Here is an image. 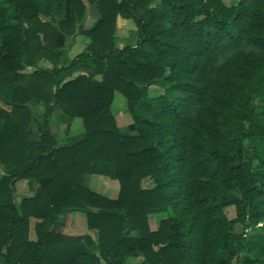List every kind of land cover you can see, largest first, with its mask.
<instances>
[{"label":"trees","instance_id":"1","mask_svg":"<svg viewBox=\"0 0 264 264\" xmlns=\"http://www.w3.org/2000/svg\"><path fill=\"white\" fill-rule=\"evenodd\" d=\"M119 16L135 43L119 47ZM81 33L89 45L61 65ZM0 101V264H264V0H0ZM57 114L84 130L61 141ZM22 179L39 185L16 202ZM75 214L86 226L68 233Z\"/></svg>","mask_w":264,"mask_h":264},{"label":"rangeland","instance_id":"2","mask_svg":"<svg viewBox=\"0 0 264 264\" xmlns=\"http://www.w3.org/2000/svg\"><path fill=\"white\" fill-rule=\"evenodd\" d=\"M227 4L236 3L238 0H224ZM88 11L86 18L81 22V25L84 29H90L96 20L99 18V13L97 9V5L95 3L88 4ZM136 23L133 19H126L121 16L117 19L116 24V31L115 34L119 38V47L126 45L127 43L133 44L136 42L137 34H136ZM90 38L86 33H81L77 35L75 38L71 36H67L66 42L64 45V54L61 58V65L68 64L77 54L81 53L86 49V47L90 43ZM40 66H50L52 67L53 64L50 63L48 60H43L40 63ZM32 68H28L27 71H32ZM91 69L85 66L79 68L73 73V76L82 74V73H90ZM150 95H157L161 92V89L158 86H151L149 89ZM0 105L9 108L3 102L0 101ZM29 107L31 108L32 115L35 119L33 129L36 130L37 128V120H42L45 114V108L43 104H38L36 102H30ZM114 110L116 113H123L126 112V99L122 93L116 92L115 94V101H114ZM58 115H54L55 117L51 121V127L53 132L56 136L59 137L61 141L65 138L76 135L81 133L83 129V120L81 118H76L73 122V130L69 129V126L65 123H61L57 121ZM121 115V114H119ZM126 120L122 121L119 120L120 126H126L132 122V116L127 112L125 113ZM68 127V128H67ZM123 133H130L128 129H123ZM2 168L0 166V172ZM80 184L84 186H88L94 191H97L107 197L116 198L119 193L120 185L118 180L111 179L108 176L104 175H96V174H87L83 175L80 178ZM38 183H36L32 179H22L17 182V191L15 193V201L20 202L24 197L31 196L35 193L36 188L38 187ZM227 214L232 217L235 215V209L233 207H229L226 209ZM153 218L152 227L156 228L158 225V220L160 219V215H156ZM65 226L67 228H72L68 233H80L86 226V218L83 214H75L69 217L65 222ZM62 226H57L55 229L60 231L63 229ZM241 232L242 227L239 226L237 229ZM34 238L36 237L35 233H33ZM127 264H142V258H129Z\"/></svg>","mask_w":264,"mask_h":264}]
</instances>
